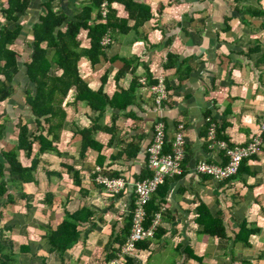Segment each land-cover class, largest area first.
Listing matches in <instances>:
<instances>
[{"label":"crops","instance_id":"obj_1","mask_svg":"<svg viewBox=\"0 0 264 264\" xmlns=\"http://www.w3.org/2000/svg\"><path fill=\"white\" fill-rule=\"evenodd\" d=\"M48 1L36 0L35 20L42 12L40 4ZM70 1L73 0H62L66 13ZM138 1L150 5L155 14V18L140 29L148 34V40L140 39L139 31L135 30L128 34L115 33L106 56L119 60L106 61L97 71L87 67L85 75L90 78L94 89L100 87L104 75L108 77L106 91L113 96L117 92L115 76L123 66L120 60L131 59L134 63L119 83L125 90L135 86V99L125 111L108 108L98 121L96 112L90 108L81 106L78 112L72 108L61 139L56 144L57 149L48 151L45 162L40 163L44 173L39 176L36 173V183L24 185V191L27 190V196L31 198V214L22 206L14 216L23 212L32 221L38 219L34 225L43 231L33 240L36 247L38 236L45 240L46 232L58 227L64 208L71 201L78 209L85 206L92 212L90 219L78 223V240L66 250L51 251L49 248L47 255L34 251L36 258L45 257L48 264H125L128 256L132 257L133 264H264V146L248 160L249 168L256 175H242L235 180L236 190L228 189L231 184L220 186V183L193 172L197 162L206 159L217 161L215 158L221 157L215 156V151L209 150L206 145L207 130L211 125L217 128L228 125L227 135L235 147L246 144L263 121L264 0ZM51 5L54 11L59 10V1H52ZM114 7L120 16H128L123 6L115 4ZM128 25L132 27L134 22L129 21ZM86 37L87 32H84V45ZM168 53L179 57L176 67L179 63L190 67L186 78L176 74V68L163 70ZM150 76L162 77L167 84L166 98L160 105L150 93ZM21 82L24 86V79ZM16 94L0 107L12 106L15 111H21L14 118L16 122L12 123L15 124L14 127L11 125L12 129L5 122L8 118L0 114V121L6 124L0 140L2 152L18 146L17 127L24 120L21 115H29L26 114L24 94L22 97ZM158 119L165 125L166 150H169L179 126H182L187 173L180 178H167V189L155 199L159 209L154 218L159 214L157 228L163 232L155 235L156 228L153 235L140 238L128 248L129 231L123 233L120 230L118 235L124 236V240L117 246L111 240L130 220L128 206L134 192L131 188L121 193L107 192L97 183L99 175L96 168L103 170L102 175L123 176L128 182L143 177L147 173L146 150L153 124ZM31 120L32 125L34 120ZM95 124L100 128L92 137L96 148H89L83 156L82 135L79 132ZM113 124L114 137L106 131ZM128 143L130 152L126 149V153L130 158L123 152ZM137 149L138 153L132 157ZM18 156L22 165L26 166L25 153L21 151ZM64 164L75 168L78 176L73 170L71 174L63 170ZM60 172H63L62 178L58 176ZM42 175L45 179H41ZM244 183L254 186V189L245 190ZM238 190L240 197L235 199L238 202L235 204L231 196ZM49 193L52 205L50 196H47ZM17 201L16 198V204L2 207L3 214L9 206H20ZM201 201L210 207L213 214L218 211L223 213L229 240H216L199 233L203 227L197 222V205ZM34 213L42 218L33 217ZM5 215V221L13 219L10 212ZM243 224L257 231L250 236L249 246L235 241V233ZM140 241H147V248H138L136 245ZM46 244L50 245L48 241ZM188 249L190 252L186 253Z\"/></svg>","mask_w":264,"mask_h":264},{"label":"trees","instance_id":"obj_2","mask_svg":"<svg viewBox=\"0 0 264 264\" xmlns=\"http://www.w3.org/2000/svg\"><path fill=\"white\" fill-rule=\"evenodd\" d=\"M52 1H59L58 11L52 9ZM84 1L85 0L70 1L71 5L68 4V13H66L62 7V0H49L46 3H41L40 8L42 12L38 14L35 20L34 8L36 0H0V17L3 21V23L0 24V107L9 99L13 98L14 93L19 90V88L23 87L21 80L24 79L26 89L24 90L23 98L27 108L26 114H29L23 116L24 120L17 127L18 133L16 136L18 138V146L11 151H3L2 160L0 159V180L2 181L0 183V221H2L1 219L4 215L2 207L8 204H16V196L14 193L9 192L10 182L19 190H22L24 185L26 186L30 183L37 182L35 173L44 170V167H42V170L41 168H37L39 162H45V154L48 151H55L57 149L56 144L61 139V133L67 124L69 111L72 108H74L75 112H78L79 107L86 106L96 112L98 116L96 120L98 121L108 108L120 109L122 111L127 110L132 100L136 97L134 93L135 86H131V88L125 90L119 83L127 74L126 72L131 69V64L134 63L131 59L128 60L123 58L120 60L123 66L115 76L117 92L113 96L106 91L108 87L105 86H107V82H109L108 77L104 75L100 87L94 89L91 85L90 78L85 77V75L87 74V67H90L92 71H97L103 63L109 61L116 62V60H119L117 58L108 59L106 56V50L112 43V37L115 33L120 32L128 34L132 30H135L139 31L140 39L144 41L148 40V34L140 31V29H143L146 23L151 22L155 18L151 6L146 3H140L138 0ZM172 2H179V0H174ZM105 3L106 16L104 17L103 5ZM115 4L123 6L128 16H120L118 9L114 7ZM129 21L134 22L132 27L128 25ZM84 32H87L86 45H84V40L82 38ZM106 39H109L107 45L104 44ZM19 44H22V46H19ZM50 52L52 53L49 57ZM178 58L177 54L168 53L163 70H173L176 68L175 73L181 74V78L184 79L188 76L191 69L188 66H181V63L176 67L177 62H179ZM184 64L185 63L182 61V65ZM150 79L148 83L149 88L152 85L158 84L160 81L159 77L151 78L150 76ZM164 84L165 89H167L168 87L165 81ZM71 96H73V100L69 102L68 100ZM32 118L34 120L33 130L30 129V123L27 121ZM157 121L162 120L158 119L156 122ZM5 122L7 123L8 121L6 120ZM227 126L228 125L219 126L216 132L217 139L227 143L229 148L220 150L221 157L219 156L217 161L212 159L205 160L209 164L218 165L222 168H226L229 163L227 154L230 148H244L248 143L255 141L254 136H256V134L252 136L246 144L234 147L227 135ZM113 128L114 124L111 128H107L106 131L114 137ZM98 129L100 128L96 127L95 124L92 127H85L79 132V134L82 135L81 154L83 156L89 148L92 150L96 148V141L92 137L94 132ZM5 130L6 124L0 121V140L3 138ZM182 136L184 139L183 134ZM206 138L210 143L209 137L206 136ZM261 139L262 142L259 145L260 149L264 146V132L261 135ZM110 142L108 144H110ZM166 145L167 144L163 147V152L165 153L170 151L166 150L168 149ZM206 145L208 146V143ZM148 148L149 145L147 149ZM126 149L129 151L130 143L123 148L124 154L130 158L126 153ZM21 151L25 153V157L32 158L30 166L22 165L18 156V153ZM211 151H216V149H211ZM184 152L186 153V144H184ZM137 153L138 149L133 153L132 157ZM255 156L256 154H252L244 158L237 173L222 180L215 179L208 175L195 174L207 177L213 182H218L220 186L231 184L228 189L236 190L234 188L235 180L242 177V175L249 177H254L256 175V172L252 171L248 165V160ZM186 161L187 157L185 156L183 173L177 178L187 173ZM62 166L63 170H68L69 174H71L73 170V173L78 176L75 168L65 164ZM102 171H98L97 175L106 177L110 180H112V178L123 177L110 173L108 176L104 173V175H106L104 176L101 174ZM62 174L63 172L59 173V178L63 177ZM150 175L151 172L147 171V173H145L143 177H139L140 179L137 181L130 179L132 180L130 183L143 181ZM165 181L151 194L150 200L145 205V227L152 222L155 212L159 209V205L155 202V199L158 194L162 195L167 189L165 187ZM244 185L245 190L250 191L254 189V186H249L246 183H244ZM102 188H105V186L102 185ZM130 188L131 186L122 190H128ZM122 190H119L118 193H121ZM133 194L134 197L131 198L128 206V209H130V220L124 223L121 227L122 229H119L111 240V242L115 241L114 243L117 246L124 240V236H119L118 232L121 230L124 231L123 233H126V231L128 232L131 228V210H133L136 200V194ZM48 195L51 199V193L47 194V196ZM231 197L233 200L240 197L239 190ZM21 198L27 199L24 205L30 208L29 196L23 194ZM236 201L237 200H235V204H238ZM52 204L53 199H51L50 205ZM197 206H199L197 222L203 227L199 233L209 235L216 240H229L223 213L218 211L213 214L210 207L202 201ZM91 213L92 212L87 210L85 206H82L75 212H69L68 209L64 208V213L62 214L63 219L59 222L58 227L47 231L45 234L51 246L50 250L64 251L73 244L74 241H77L79 233L77 225L82 222L81 220L90 219ZM4 227L6 231H14L13 226L10 224ZM158 228L155 235L163 232V230ZM256 232L255 230L248 229L245 224L240 225L238 231L235 233V241L243 242L244 246H249V238ZM18 244L19 246L17 248L16 246ZM136 246L140 249H145L148 243L147 241H140ZM31 249L30 245L22 242L18 243L15 241V238L1 237L0 264H48L45 257L38 259L34 256V252L29 253ZM187 252H190L189 249L186 253ZM192 259L199 260L200 258L193 257ZM125 264H133L132 257L128 256L125 260Z\"/></svg>","mask_w":264,"mask_h":264},{"label":"built area","instance_id":"obj_3","mask_svg":"<svg viewBox=\"0 0 264 264\" xmlns=\"http://www.w3.org/2000/svg\"><path fill=\"white\" fill-rule=\"evenodd\" d=\"M103 16H106V3L103 5ZM109 39L104 41V44H108ZM162 82L152 85L150 93L154 95L155 102L160 105L161 101L166 98L164 91L161 90ZM165 89V87H163ZM163 89V90H164ZM166 91V90H165ZM264 132V118L259 126L255 141L248 143L244 148L229 149L227 157H229V163L226 168H222L218 165L209 164L205 160L199 161L193 168L194 173L200 175L212 176L215 179L222 180L237 173L244 158L249 157L252 154L259 152V145L262 142L261 135ZM214 133L213 138H209L208 149H216V147H223L227 149L228 144L217 139V132ZM166 144V131L165 125L162 121H157L154 124L152 138L147 149V171L151 172V175L140 182L130 183L124 178L119 177L117 179H108L103 176L97 177V183L105 186V190L110 193H118L119 190L126 189V187L132 188L136 194L135 206L133 208V218L131 228L128 234L127 247L130 248L140 238L148 237L154 234L158 223L159 214L149 223L144 226L146 210L145 205L150 200V196L157 188L162 185L165 179L173 176H181L183 173V162L185 160L184 144L185 141L182 136V126H179V130L176 133L175 139L172 141L167 153L163 152V147ZM221 150V149H220ZM96 171H100V168H96Z\"/></svg>","mask_w":264,"mask_h":264},{"label":"rangeland","instance_id":"obj_4","mask_svg":"<svg viewBox=\"0 0 264 264\" xmlns=\"http://www.w3.org/2000/svg\"><path fill=\"white\" fill-rule=\"evenodd\" d=\"M140 3H143V2H140ZM105 45H107V44H105ZM19 46H22V44H19ZM51 53L52 52L49 53V57L51 56ZM159 80L162 82V86L165 87L163 78L159 77ZM19 82H20V78H19ZM163 87H161V90L164 91V94L166 96V94H167L166 91H165L166 89H164ZM25 89H26L25 85L22 88H19V90H17L15 92V93H17L16 95L22 97V95L24 94V90ZM15 93H14V95H15ZM72 100H73V96H71L68 101L70 102ZM20 112H21L20 110H16L15 111V109H12V106H9V107L4 106L3 108L0 109V114L2 116H4V117L6 116L8 118L7 119L8 122L6 123L8 128L11 125L14 127L15 124H12L13 122H16V119H14V118H16L18 116V113H20ZM22 115H21V119H23ZM27 121L29 123H32V120L28 119ZM12 126H11V129H12ZM33 128H34V122H33L32 125L30 124V129L33 130ZM216 130H217V127L214 126V125H211L208 128V130H207V137H209L210 139L213 138L212 136H214V133H212V132L216 133ZM7 134L8 133H6L5 139H7V136H8ZM206 142L208 143L207 138H206ZM222 148L223 147H216V151L215 152L213 151L215 153V156L216 155L218 156V155L221 154L220 149H222ZM0 159L2 160V150L1 149H0ZM215 159H218V158L216 157ZM31 161H32V158L26 157L25 165L29 166L31 164ZM41 162L42 161L39 162V165H38L37 168H41V164H40ZM40 173H44V172L37 171V174H38L37 176H39ZM35 175H36V173H35ZM40 177H41V179H45V175H42ZM1 182L2 181L0 180V183ZM63 182H65V180ZM24 190H25V187L22 190H19V189H16L13 186V184L10 182V184H9V192H12V193H14L17 196L16 197L18 199L17 204L20 205V206H17L16 208H15V206L13 208L11 206H9L6 210H4V215H3V218L1 219L2 221H0V228H1L0 229V238L1 237H4V238H8V237L15 238V241H17L18 243L22 242V243H26V244L30 245V248H32V249H31V251H29V253H33L35 250H37V252H39L40 254L43 253V255H45V254L47 255V250L50 252L49 248H51L50 245L46 244L47 239H45L46 240L45 241L42 237L38 236L39 237V239L37 240L38 245L36 247H35L34 242H33V240L37 238L36 236L38 234L42 233V231H43L42 229H39L38 226L34 225V222H38V219H34V221H32V218L29 219L25 214H23V212L20 213V214H17L16 216H14L15 213H16L15 211L18 210V209H22V206L25 207V209H27L30 212V214H31V209H29L26 206H24V202L27 199L23 200L21 198V193H22V195L23 194H27L26 193L27 190L26 191H24ZM38 199H41V198H38ZM43 199H41V200H43ZM30 200H31V198L29 199V201ZM71 202L66 207L69 212H73V211L78 209V207L77 206H73V204H71ZM7 211L10 212V215H11L10 218H13V219H11V220L8 219V221H5L4 220V219H6L5 213ZM17 212H19V211H17ZM37 214L38 213H34L33 217L42 218V217H40V215H37ZM9 224L13 226L14 231L13 230L12 231L11 230L10 231H6L5 230L4 226H8ZM26 224H28V225H26ZM20 226H22V227H20ZM18 229H19V231H18ZM18 246H19V244L16 247L18 248ZM52 264H55V263H52Z\"/></svg>","mask_w":264,"mask_h":264}]
</instances>
